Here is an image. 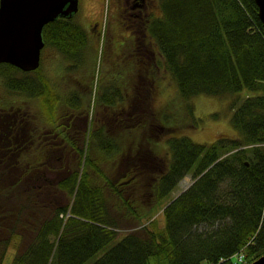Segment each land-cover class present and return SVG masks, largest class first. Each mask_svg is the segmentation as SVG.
Instances as JSON below:
<instances>
[{
	"label": "trees",
	"instance_id": "1",
	"mask_svg": "<svg viewBox=\"0 0 264 264\" xmlns=\"http://www.w3.org/2000/svg\"><path fill=\"white\" fill-rule=\"evenodd\" d=\"M159 5L162 15H153L148 35L165 70L185 99L233 96L237 134L196 142L173 135L175 127L161 122L153 109L115 117L117 131L106 122L88 132L72 123L74 116L86 120L72 108L79 97H64L61 84L41 65L25 71L0 62V77L10 95L19 97L11 95L17 103L0 108V116L13 113L16 121L1 132L0 264L10 249L11 264H249L264 254L259 6L256 0H159ZM43 38L44 47L60 58H74L87 43L84 26L65 16L48 22ZM32 103V123L46 131L24 140L30 130L23 120L31 119L27 112L22 119L16 114ZM161 137L168 142L166 154L157 148ZM55 171L62 175L58 181L51 177ZM189 173L193 183L164 201ZM54 189L66 191L71 201L41 202ZM161 207L163 225L155 216ZM241 253L244 262L235 259Z\"/></svg>",
	"mask_w": 264,
	"mask_h": 264
},
{
	"label": "rangeland",
	"instance_id": "2",
	"mask_svg": "<svg viewBox=\"0 0 264 264\" xmlns=\"http://www.w3.org/2000/svg\"><path fill=\"white\" fill-rule=\"evenodd\" d=\"M101 2L102 16L104 15L103 18L105 17V20H102L101 23V33L97 34L96 37L91 40L90 49H86L89 51V53H87L85 71H80L74 67L72 69L69 68L65 77L67 66L65 59L60 58L53 48L46 49L44 47L42 49V58L40 64L42 72L49 75V77L55 83L61 84L60 90L64 97L68 98L70 95H77L79 97L80 102L77 104V107L76 104H72V108L82 111V115L83 117H86V120H83V118L80 117L76 118L74 116L72 123L74 127L87 129L88 132H93L94 130L99 129L100 126H103V124L100 123L104 118L107 119L106 122H108L111 130L117 131L121 127L120 121H118L116 125L113 124L115 116H117L113 112L112 107L115 103L106 101L108 98L106 95H104L105 89L108 90L109 80L112 76L110 71L112 60L110 51L111 40L108 41V39H106V37H110L108 33L109 20L106 21V19L107 17L108 19L110 18L112 7H107V0H79V10L74 18L77 21L80 20V22H83L87 28L91 29L93 27L91 25L96 21V16L99 11V4ZM159 15H162L161 7L158 16ZM113 30L114 28L111 27L110 31ZM163 70H165L164 66ZM164 73V77L158 82V84H156L154 94L149 95L148 98L151 99H148V104H146L150 105L152 109L155 110L157 118L161 122L175 127L173 130V135H187L196 142L211 144L222 135L235 136L237 134L231 123V104L234 98L233 96L218 97L208 94H200L186 100L182 97L176 80L173 79L171 74L166 70ZM30 74L32 78L35 79H37L39 75L38 73L34 72ZM56 77H60V81L56 80ZM112 80L110 81L111 84ZM57 87L59 88V86H56V89L59 91ZM6 94L10 99H12V96H18L13 93H11L12 96L10 95L8 87L0 77V108L9 104L17 103L16 100H9ZM15 99H19V97H15ZM27 104L28 102L25 101V105ZM32 104L30 110H22L21 108L16 114L17 116L19 114V118L22 119L24 112H27L31 119V121H29L28 118V120H23V122L26 124V128L30 130L29 132L25 131L23 133L24 140L29 137L28 134L30 136L35 135L36 137V134L46 131L41 127H36V125L32 123L34 120L33 114L36 106L35 103ZM190 105L193 107L192 114L189 113ZM135 106V101H133L131 106L130 100H122L121 107L126 110V112L129 110H134ZM129 107L132 108L129 109ZM134 112L137 114L139 113V111L136 110H134ZM16 115L14 114L15 117ZM124 115V112L118 114L120 118H123ZM53 116L56 117V114ZM0 117L2 118L0 119L1 129L3 127H8L9 121L16 122L14 119H12L13 113ZM68 121L69 120L65 119L63 123L67 124ZM39 130H42V132ZM163 137L160 138L157 148L166 154L165 151L168 149V142L166 139H163ZM67 150L68 148H66L64 152L63 165L68 163ZM51 177H53L55 181H58L62 175H60V173H56L55 171L51 174ZM194 179L193 173L186 175L181 179L180 185L171 193L170 196L166 197L164 201L169 200V198L176 196L181 191L188 188L193 183ZM44 193L46 194V197L42 198L41 202H51L55 199L60 200L62 203L71 201V198L69 197V194L66 193V191L63 192L58 189H54L50 192L45 191ZM163 208L164 207H161V209L155 215L158 216L160 225H163L164 223ZM205 227V224L201 225V228ZM14 252V249H10L5 260V264H11V259L14 256ZM203 264L210 263L208 261H204Z\"/></svg>",
	"mask_w": 264,
	"mask_h": 264
},
{
	"label": "flooded vegetation",
	"instance_id": "3",
	"mask_svg": "<svg viewBox=\"0 0 264 264\" xmlns=\"http://www.w3.org/2000/svg\"><path fill=\"white\" fill-rule=\"evenodd\" d=\"M101 6L102 2L99 4L96 21L91 25L93 26L91 29L87 28L83 22H80L86 30L87 43L84 48L76 54L75 58L70 59L65 56L64 59L67 65L65 77L69 68L72 69L74 67L80 71H85L87 53H89L86 49H90L91 40H93L97 34L101 33ZM108 6L112 7L108 27L110 37H106L108 41L111 40L110 51L112 60L110 71L112 76L109 80L108 90L105 89L104 95H106L111 102L115 103L112 106L113 112L117 115L115 117H118V114L123 112L124 114L131 113L130 110L126 112V110L121 107L122 100H130L131 106L133 101H135L136 106L134 110L149 112L152 110V107L147 105L148 99H151L148 97L154 94V90L156 89L155 86L159 82L160 73L163 71V58L154 40L151 38L149 39L147 33L143 30V24L151 16L159 14V0H108L107 7ZM111 27L114 28L113 31H110ZM137 55H140V59L146 61L143 64L146 66L142 67V71H139L140 66H136L137 68L133 70L134 59L139 63H143L136 57ZM147 61L155 65L156 72L149 70ZM140 72L146 75L147 82H143L145 85H143L140 79L137 81ZM134 77L136 78L135 82ZM111 80L112 84L110 83ZM131 108L132 107H129V109ZM2 130L5 133L8 127H3L0 130V143L3 142L4 139V135L1 133Z\"/></svg>",
	"mask_w": 264,
	"mask_h": 264
},
{
	"label": "water",
	"instance_id": "4",
	"mask_svg": "<svg viewBox=\"0 0 264 264\" xmlns=\"http://www.w3.org/2000/svg\"><path fill=\"white\" fill-rule=\"evenodd\" d=\"M264 25V0H256ZM79 0H0V62L25 71L41 64L44 26L59 16L72 17ZM249 264H264V254Z\"/></svg>",
	"mask_w": 264,
	"mask_h": 264
},
{
	"label": "bare ground",
	"instance_id": "5",
	"mask_svg": "<svg viewBox=\"0 0 264 264\" xmlns=\"http://www.w3.org/2000/svg\"><path fill=\"white\" fill-rule=\"evenodd\" d=\"M107 2H108V0H107ZM107 5H108V3H107ZM259 6V5H258ZM78 12V11H77ZM76 12V13H77ZM75 13V14H76ZM104 16V15H103ZM103 16H101L102 17V20H105V17L103 18ZM158 16V15H157ZM73 18L75 17V15H73L72 16ZM72 17H70V18H72ZM107 20H109L108 19V17H107V19H106V21ZM153 20V16H151L144 24H143V30L147 33V35L149 34L148 33V24H150V22ZM79 21V20H78ZM80 22V21H79ZM148 37H149V35H148ZM137 58H139L140 59V55H137L136 56ZM148 58H150V57H148ZM162 58H163V55H162ZM141 60V62H143V63H139L138 61H136L135 59L133 60V70L134 69H136L137 67L136 66H140V69H139V71H142V67H144V66H146V65H143L144 64V62H146L144 59H140ZM164 61V60H163ZM147 65H148V68H149V70L150 71H155L156 72V67H155V65H152L151 63H150V61H147ZM164 71L165 70H163L161 73H160V76H159V81L160 80H162V78L164 77V75H165V73H164ZM167 71V70H166ZM168 72V71H167ZM169 73V72H168ZM135 77H134V82H135ZM138 79H140V81L143 83V82H147V78H146V75H145V73H142V72H140L139 73V75H138V78H137V81H138ZM143 85H145V83H143ZM145 88V87H144ZM185 99V98H184ZM186 100H188V99H186ZM144 113H148L147 111H143ZM104 118V117H103ZM103 121L101 122L102 124H104V123H106V121H107V119H102ZM114 125H116V122L115 123H113ZM216 163V162H215ZM214 164V163H213ZM212 164V165H213ZM212 165H210V166H212Z\"/></svg>",
	"mask_w": 264,
	"mask_h": 264
},
{
	"label": "built area",
	"instance_id": "6",
	"mask_svg": "<svg viewBox=\"0 0 264 264\" xmlns=\"http://www.w3.org/2000/svg\"><path fill=\"white\" fill-rule=\"evenodd\" d=\"M235 259L242 262L244 260V254H239V255L235 256Z\"/></svg>",
	"mask_w": 264,
	"mask_h": 264
}]
</instances>
